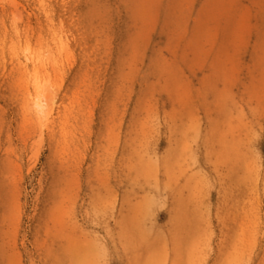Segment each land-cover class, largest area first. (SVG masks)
Returning a JSON list of instances; mask_svg holds the SVG:
<instances>
[{"label": "rangeland", "instance_id": "obj_1", "mask_svg": "<svg viewBox=\"0 0 264 264\" xmlns=\"http://www.w3.org/2000/svg\"><path fill=\"white\" fill-rule=\"evenodd\" d=\"M50 8L56 33L35 0H0V35L6 26L33 48L38 36L48 40L39 55H22L27 79L0 64V264H264V0ZM60 13L75 19L69 31ZM70 31L90 45L88 64L68 59ZM30 93L33 130L23 117ZM62 122L64 136L54 135ZM189 171L208 172L220 214L211 191L202 216L204 188L190 196ZM131 172L163 177L164 207L149 212L156 193L130 185ZM244 211L252 235L239 241ZM209 230L224 257L212 249L195 261ZM113 243L120 256L105 259Z\"/></svg>", "mask_w": 264, "mask_h": 264}, {"label": "bare ground", "instance_id": "obj_2", "mask_svg": "<svg viewBox=\"0 0 264 264\" xmlns=\"http://www.w3.org/2000/svg\"><path fill=\"white\" fill-rule=\"evenodd\" d=\"M36 3L42 7V10L45 12V17L47 18V25L50 28L51 31H53V33L57 32V23L54 22L52 19H50L51 16V1L52 0H35ZM53 1H59V0H53ZM75 19L72 17V15H70L69 17H63V15L60 13L59 14V22L61 29L65 30V31H69L70 30V24L74 21ZM17 28V26L15 27ZM71 35H73V39L74 42L71 41V39L69 38V42L71 43L69 45V50H68V59L73 60V59H78L80 62H83L84 64H88L89 61L92 60V50L89 44H87V41H80L77 38V32L75 31H70ZM54 38V36H53ZM48 40L47 38L43 37V36H38L37 39V43L34 45V48L31 44L29 43H25L22 44V36L20 34V32L18 31V29H9L7 30V27L4 26L3 28V33L2 35H0V64L1 66H3L4 70L8 69L6 68L7 65H9V70L10 72H19L21 73L26 79L28 76V71L26 69V63L24 60L21 59L22 55H24L25 53L29 52L30 50H32L33 53H37V55H39L44 48V44L47 43ZM55 42H58V40H56ZM59 43V42H58ZM7 57V58H6ZM40 56L37 57V59H34V63L35 67L36 65H38L37 63L40 62ZM58 56L54 57V63L55 66L58 65ZM40 65L39 64L35 69H34V73H33V80L37 81L38 78L40 77ZM32 81V82H34ZM36 83V82H35ZM36 89V88H34ZM30 97V98H29ZM29 97H27L25 104L23 105V117L30 123L31 125V129H35L36 125H37V116L34 110V107L32 106L31 103V93L29 94ZM38 102H36V106L37 107H41L42 104L41 102H43V100H41L40 98H37ZM33 100V99H32ZM52 132L53 134H57L58 131H60V137H63L65 134V129H64V125L63 122L60 125H56L52 128ZM173 145H170V147ZM171 151L169 152V156H172V154H175L177 151L176 149L173 147L172 149H170ZM166 151L162 152L165 153ZM200 156L202 157L204 163H205V159H207L206 156H204L203 154H200ZM197 159V155L195 154V152H193L192 155L189 156V159L187 160V164L190 163H195ZM142 163L140 162L139 165H141ZM163 164V163H162ZM137 171H139L137 169ZM140 172V171H139ZM190 172V175H188V177L185 180V184H187V186L189 187V185L192 186L193 183V188H192V192L191 195H193L194 197V192H195V188L197 187L198 189H203L204 190V196L201 198L200 196L198 197V200H196L197 198L194 197V199L197 202V207L200 211H202V216L204 217L205 215H207V213H209L210 211V192L211 191H217L216 194H220L219 196L216 197L217 200V204H216V208L218 211V214L221 213L222 209H224V206L222 204V197H221V193L219 190L216 189L215 186L208 185V183H213L211 182L212 179H210L207 175L208 172L204 171L203 173L200 172ZM127 179V182L132 186H138L139 183L141 184H145V189L147 188V190H150L151 188L154 189V192L156 193V197H148V204L147 206L149 207V212L151 211L152 206L155 207H164L165 205V198H164V193L166 192L167 189V185L165 184V182H163V177L160 176V178L158 179L157 177L151 176V175H145L142 173H138V174H133V172L128 173L127 177H125ZM127 186V185H125ZM130 186V188L132 187ZM186 186V185H184ZM185 188H188V187ZM139 188V187H138ZM143 188V187H142ZM190 189V188H189ZM174 194H175V188H173ZM222 208V209H221ZM221 209L220 213L219 210ZM215 211V210H214ZM151 215L150 213H148V216ZM247 217H248V213L247 212H243V213H239V215L236 217V233L237 236L239 237V241H241L242 236L244 235L245 232H247L249 234V237L251 238L252 235V230L249 229V227H251V223L247 222ZM205 218V217H204ZM237 237V238H238ZM250 241V240H249ZM248 241V242H249ZM211 243H212V231H205V234L202 238V244H200V248L196 249L194 251V255L193 258L194 260H205L206 258H208L210 252L212 251V249H215L214 251L217 253L218 258H223L224 257V245L220 242L219 244L217 243V247L216 248H211ZM121 245V250L123 252H125L126 250L128 251V247L124 244H120ZM115 246V248H114ZM117 244L113 243V248L110 249V247H102V251H101V255L102 257H104L105 259H111L113 258L115 255H117L118 257L120 256L118 250H117ZM119 248V249H120ZM101 249H99L100 251ZM198 258V259H197ZM253 261V260H252Z\"/></svg>", "mask_w": 264, "mask_h": 264}]
</instances>
